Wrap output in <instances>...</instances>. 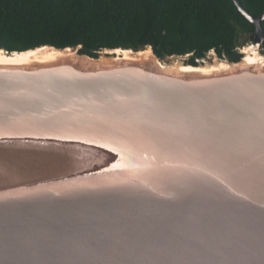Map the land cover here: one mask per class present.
<instances>
[{
	"label": "water",
	"instance_id": "95a60500",
	"mask_svg": "<svg viewBox=\"0 0 264 264\" xmlns=\"http://www.w3.org/2000/svg\"><path fill=\"white\" fill-rule=\"evenodd\" d=\"M232 2L237 62L0 50V264H264V12Z\"/></svg>",
	"mask_w": 264,
	"mask_h": 264
},
{
	"label": "trees",
	"instance_id": "16d2710c",
	"mask_svg": "<svg viewBox=\"0 0 264 264\" xmlns=\"http://www.w3.org/2000/svg\"><path fill=\"white\" fill-rule=\"evenodd\" d=\"M235 1L249 16L264 12V0ZM253 32L232 0H0V50L8 53L80 47L96 57L151 47L160 58L189 56L190 65L211 51L237 62L240 38L252 41Z\"/></svg>",
	"mask_w": 264,
	"mask_h": 264
},
{
	"label": "rangeland",
	"instance_id": "374dc122",
	"mask_svg": "<svg viewBox=\"0 0 264 264\" xmlns=\"http://www.w3.org/2000/svg\"><path fill=\"white\" fill-rule=\"evenodd\" d=\"M252 43L251 41L248 40L247 37H241L240 40H239V53L241 50H243L244 48L250 46ZM263 52V51H262ZM206 57H212V54H208Z\"/></svg>",
	"mask_w": 264,
	"mask_h": 264
},
{
	"label": "bare ground",
	"instance_id": "6f19581e",
	"mask_svg": "<svg viewBox=\"0 0 264 264\" xmlns=\"http://www.w3.org/2000/svg\"><path fill=\"white\" fill-rule=\"evenodd\" d=\"M252 49H253V47H250V46H249V48L245 49V52L249 53ZM146 50H148V49H146ZM38 51H39V50H38Z\"/></svg>",
	"mask_w": 264,
	"mask_h": 264
}]
</instances>
